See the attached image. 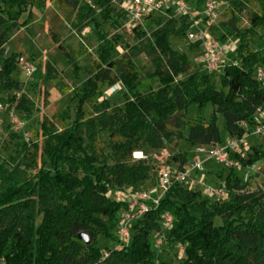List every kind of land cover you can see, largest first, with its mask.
I'll return each mask as SVG.
<instances>
[{"label": "trees", "instance_id": "obj_1", "mask_svg": "<svg viewBox=\"0 0 264 264\" xmlns=\"http://www.w3.org/2000/svg\"><path fill=\"white\" fill-rule=\"evenodd\" d=\"M121 1L54 3L65 11L63 17L74 33L90 27L98 43L87 78L73 88L74 108L66 106L51 116L60 128L43 115L37 120L34 137L23 140L15 130H11L9 141L0 137V264H264V193L246 191L249 181L243 183L234 170L224 174V168L216 163L206 168L209 183H226L230 197L223 202L171 183L156 205L147 202L148 210L131 219L128 244L118 229L129 201L110 197L111 190L125 187L135 196L151 178L153 161L135 159L136 151L150 153L174 142L171 162L183 163L192 157L196 145L220 143L242 134L238 123L244 119L251 122L255 109L264 104V80L256 75V68L264 67V46L251 47L255 38L264 41V30L260 32L264 0H215L226 14L225 20L216 23L202 14L206 0H186L187 14H176L175 8L169 7L143 17L131 28L138 39L132 44L118 32L109 36L96 20L100 16L113 27L124 21L127 16ZM251 2L257 3L258 11L250 12L248 27L241 29L240 14ZM48 3L0 0V93L6 94L0 102L17 115L33 114L38 106L26 92L16 93L21 90L14 77L19 70L18 54H5V44L17 29L27 27L31 35L34 26L40 28L32 9L42 12ZM193 14L202 20L193 19ZM202 23L208 24L211 34L221 32L220 44L235 40L236 61L225 64L220 72H209L200 62L197 70L188 73V55L172 46V38L197 31ZM201 44L198 40L187 48L196 51ZM117 45L124 51L112 57ZM57 47L75 68L76 60L90 52L81 42L69 49L62 43ZM142 53L153 68L144 77L134 62ZM55 64L54 58L43 64L51 80L59 78ZM114 85H118L122 105L112 104L105 95ZM30 88L47 95L36 82H31ZM56 88L61 94L68 91L62 80ZM12 91L15 93L10 95ZM209 102L215 109L206 121L200 112ZM192 106L199 114L188 119ZM217 113L224 119V139ZM251 138L243 165L256 164L264 157V136ZM184 140L191 150L181 147ZM166 211L173 222L163 231V244L156 247L155 235L162 232L161 216ZM217 218L220 224H216ZM79 233L86 234L88 242L80 239ZM101 236L113 247L105 245L103 251ZM165 249L172 250L171 258L159 256Z\"/></svg>", "mask_w": 264, "mask_h": 264}, {"label": "rangeland", "instance_id": "obj_2", "mask_svg": "<svg viewBox=\"0 0 264 264\" xmlns=\"http://www.w3.org/2000/svg\"><path fill=\"white\" fill-rule=\"evenodd\" d=\"M56 0H48V5L42 12L32 9V13L35 17V21L39 25L34 26L33 34H28L27 27L22 29H17L11 32L8 36L7 43L5 44V54L15 52L18 56H22L23 58L29 60L32 64V71L30 74L26 75L24 72L20 71V69L15 72L14 77L17 78L21 85V90L19 92H26L27 95L33 98L37 102L38 110L33 114H26L22 112H18V115L21 117L22 126L20 128H16L15 124L11 121L8 113L9 108L6 107V111H0V137L5 141L10 140V132L17 131L19 134L22 135L23 140L28 138L34 137L35 132L38 129L37 120L42 118L43 115L50 118V121L55 124L58 128H60V123L51 116L57 112L69 106L72 110L76 104V101L73 100V88L78 85L81 81L87 78V68L91 62V59L94 57L93 50L95 49L98 39L96 38L93 31L90 27H84L78 33H74L72 29L67 24L64 15V10L57 9L54 5ZM251 11H258V5L255 2H251L249 4L248 9L244 10L240 14V19L238 21V26L241 29L248 27V17ZM26 14V13H25ZM25 16H23L24 18ZM193 19L202 20L201 17L197 18L194 14L192 15ZM22 18V19H23ZM42 18V19H41ZM21 19V20H22ZM226 19V14L223 8H219V18L218 21H223ZM96 20L101 24L104 31L108 33V35H112L115 32L120 33L124 39L129 42L130 44L135 43L138 39L134 36L133 32L131 31L130 24L126 23L127 18L124 21L120 22L117 26L113 27L109 23L103 22L100 16L96 17ZM202 28L206 29L208 24L202 23ZM264 30L261 29L260 32ZM210 33V32H209ZM210 35L219 42V37L221 35L220 31L215 32L214 34ZM80 42L88 49L90 52H86L85 54L81 55V57L76 60V68L72 65V62L68 58V56L62 53L58 47V43H62L65 48L69 49L73 46H80ZM188 38L187 35L179 38H172L171 43L173 48L177 49L178 51L184 52L188 55L190 60V67L188 73L197 70V66L200 63V59L202 56V51L206 47V45H201L196 51H189L187 46L189 43H193ZM225 47L224 57H223V64H228L233 61H236L234 49H235V40L230 39L228 42L224 44H220ZM264 46V41L259 40L257 38L254 39V43L251 45L253 49H261ZM124 51L122 45H117L112 51V57H116L120 55ZM52 58L56 60V70L59 73V78L51 80L47 78L46 69L43 67L44 62L50 61ZM39 61L42 64H39ZM134 62L137 66L141 67L140 76H147L152 70V66L150 65L147 56L142 53L139 54L135 59ZM183 74L180 77L186 78L187 74ZM58 80H62L64 84L68 86V91L65 94H61L57 88L56 83ZM36 82L39 84L41 88H43L45 92L38 91V89H31L30 83ZM118 87L115 88L114 86L109 87L107 89V93L105 95L111 100L112 104L115 105H122V98L120 93H118ZM15 91L10 92L9 94H13ZM6 94L0 93V98H3ZM3 104V103H2ZM215 106L212 103H207L204 108H202L200 114L204 120L208 121L212 115ZM199 112L196 110V107L192 106L188 110L187 118L192 119ZM217 116V124L220 130L221 137L224 139L226 138V129L224 127V119L220 113L216 114ZM171 128V127H170ZM260 140V136L256 135L255 139ZM250 140L253 141L252 138ZM16 139H13V143ZM181 147L183 149L191 150L192 147L184 140L180 142ZM102 143L100 144V146ZM174 142L169 143L165 146V149L172 152V150H176L174 146ZM148 151V149H145ZM148 154V153H145ZM6 156V155H5ZM154 168L150 172L151 178L146 180L143 185L140 186V191L147 190L152 194L153 198H157L160 195V190L156 184L158 173L160 169H163L171 164V162L166 163H159V162H152ZM257 166L262 168V171H256L251 177L249 182L246 184L245 190L248 192L251 191H259L264 193V157L257 161ZM206 168H210L212 166H216L215 162L208 161L205 164ZM224 174L228 171L227 168H224ZM211 177L216 180L217 178L211 174ZM110 197L113 199H121V200H130L131 193L130 188L125 187L121 190H111ZM216 224H220V220L217 218L215 220ZM100 238V245L101 249L105 251V245L113 247V243L107 238L99 237ZM166 252L163 250L159 252V256L161 258L169 259L172 257V250L165 249Z\"/></svg>", "mask_w": 264, "mask_h": 264}, {"label": "built area", "instance_id": "obj_3", "mask_svg": "<svg viewBox=\"0 0 264 264\" xmlns=\"http://www.w3.org/2000/svg\"><path fill=\"white\" fill-rule=\"evenodd\" d=\"M220 6L221 4L215 0H206L202 14L208 18L210 23L218 21ZM120 7L126 12V23L130 24L131 28L139 24L147 14L165 8L174 7L176 14H187L189 12L186 0H122ZM197 23L199 21H195V24ZM187 36L192 41L200 40L201 45H206L200 59L203 67L209 72H220L224 67L223 57L226 48L210 35L207 28L189 31ZM16 61L20 71L26 75L30 74L32 64L29 60L18 56ZM256 75L259 79L264 80L263 66L256 68ZM114 87L117 88L118 85H114ZM5 109L4 104L0 102V111ZM8 115L16 128L22 126V121L13 108H9ZM238 125L242 129L240 136L231 135L220 143L196 145L192 150V157L183 163L171 162L173 152L167 149L153 151L148 154L138 151L140 153L139 157H135V152L133 153L135 159H147L159 163L169 161L171 165L159 170L156 184L160 190V195L157 198H153L149 191L143 190L129 200L118 229V234L125 244L130 241L129 222L131 219L135 215L148 210L149 205L147 202L151 201L153 205H156L161 195L173 182H177L189 190H200L203 196L217 202L229 199L230 192L224 181L219 182V184H211L207 181L206 161L212 160L223 168L238 172L243 183L248 182L250 176L256 171H262V168L257 164L243 165L242 160L247 157L250 151V138L256 135L264 136V104L255 109L251 122L244 119ZM172 222V215L168 211L164 212L161 216L162 232L157 233L154 239L156 247L163 244L165 240L163 231L168 230ZM178 248H181V246H178Z\"/></svg>", "mask_w": 264, "mask_h": 264}, {"label": "water", "instance_id": "obj_4", "mask_svg": "<svg viewBox=\"0 0 264 264\" xmlns=\"http://www.w3.org/2000/svg\"><path fill=\"white\" fill-rule=\"evenodd\" d=\"M78 237L80 239H82L84 242H88V240H89L88 236L86 234H84V233H79Z\"/></svg>", "mask_w": 264, "mask_h": 264}, {"label": "bare ground", "instance_id": "obj_5", "mask_svg": "<svg viewBox=\"0 0 264 264\" xmlns=\"http://www.w3.org/2000/svg\"><path fill=\"white\" fill-rule=\"evenodd\" d=\"M140 153H138V151L135 152V157H139Z\"/></svg>", "mask_w": 264, "mask_h": 264}]
</instances>
